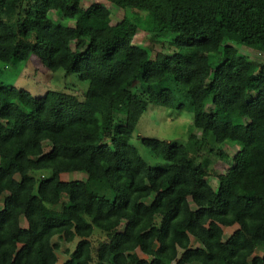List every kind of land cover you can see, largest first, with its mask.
Returning a JSON list of instances; mask_svg holds the SVG:
<instances>
[{
	"label": "trees",
	"instance_id": "obj_1",
	"mask_svg": "<svg viewBox=\"0 0 264 264\" xmlns=\"http://www.w3.org/2000/svg\"><path fill=\"white\" fill-rule=\"evenodd\" d=\"M80 2L0 0L2 65L35 58L87 84L0 77V264H264V63L229 43L264 54V0ZM107 4L132 14L112 24ZM150 105L196 130L138 137L163 165L131 144Z\"/></svg>",
	"mask_w": 264,
	"mask_h": 264
},
{
	"label": "rangeland",
	"instance_id": "obj_2",
	"mask_svg": "<svg viewBox=\"0 0 264 264\" xmlns=\"http://www.w3.org/2000/svg\"><path fill=\"white\" fill-rule=\"evenodd\" d=\"M93 3H104L105 0H81L80 6L88 7ZM107 7L110 11V18L111 23L114 24L120 19H122L124 13H130V10L124 12V10H120L119 8L107 4ZM132 14V12H131ZM135 15V14H134ZM138 17V18H137ZM147 19V14L145 12H139L135 16L130 17V21L139 25V30L133 40V44L142 48L147 49L149 44L147 37L149 36L148 33L145 32V21ZM54 20L57 21L56 17L54 16ZM71 24V22H70ZM164 37H162L163 39ZM234 48L237 50L239 56L243 57L246 60L254 61L257 63H264V54L259 53L255 50H252L244 45L235 44L233 42H229ZM171 49L169 48H155V52H161L163 54H170ZM153 56L154 53H151ZM209 63L214 65L217 63V57H210ZM21 72V73H20ZM12 74H19L28 78L35 87L36 90L44 91L45 88L62 91H72L76 92L78 95H81L85 89L87 84L85 82H80L79 79L75 74L71 75H64L62 71H58L54 74L46 72L33 58L29 60L28 63L25 62H16L14 66H6L0 63V77L2 76L3 81L7 82L12 78ZM40 95V94H39ZM42 95V94H41ZM195 128L192 124V115L183 110H172V109H164L158 107L156 105H150L144 112V114L140 117L137 126L133 132L131 144L137 148L138 153L145 159V161L151 165H163L164 162L152 157L150 152V148L143 146L138 137H145L148 139H158L167 142H174L177 144L185 145L188 137L191 132H195ZM47 148V147H46ZM47 150V149H46ZM234 151V150H233ZM216 166L221 167L223 166L222 163H217ZM36 177H40L39 174L35 175ZM83 174L80 173H69L66 175H61L62 181H71L77 179H83ZM213 179H209V183L215 186L217 183ZM2 200H0V205ZM232 229H224L225 237L229 236ZM95 237L98 239L102 238L101 233L98 231L95 232ZM197 243L194 242V245ZM58 257L57 264H63L66 260V257L61 254L60 252L56 253ZM135 258L140 259L143 256L136 252L134 255Z\"/></svg>",
	"mask_w": 264,
	"mask_h": 264
}]
</instances>
